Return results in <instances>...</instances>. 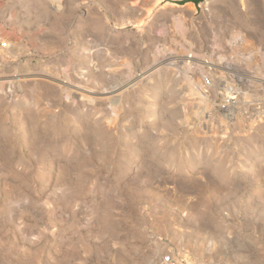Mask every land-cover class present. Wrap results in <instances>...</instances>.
<instances>
[{"label": "rangeland", "instance_id": "374dc122", "mask_svg": "<svg viewBox=\"0 0 264 264\" xmlns=\"http://www.w3.org/2000/svg\"><path fill=\"white\" fill-rule=\"evenodd\" d=\"M0 31V264H264V0H0Z\"/></svg>", "mask_w": 264, "mask_h": 264}, {"label": "built area", "instance_id": "2783aa9c", "mask_svg": "<svg viewBox=\"0 0 264 264\" xmlns=\"http://www.w3.org/2000/svg\"><path fill=\"white\" fill-rule=\"evenodd\" d=\"M0 47L3 49L9 47V42L3 36L1 31H0ZM204 82L205 85L209 87L214 84V79L212 76L206 75L204 77ZM224 90H225V95L223 97L224 113L226 115H231L233 109L237 104L238 91L233 86H228V85L225 86ZM160 264H189V263L185 259H182L179 256H176L174 253L170 252L162 257Z\"/></svg>", "mask_w": 264, "mask_h": 264}, {"label": "water", "instance_id": "95a60500", "mask_svg": "<svg viewBox=\"0 0 264 264\" xmlns=\"http://www.w3.org/2000/svg\"><path fill=\"white\" fill-rule=\"evenodd\" d=\"M193 2H195L197 5L200 4V2H202L203 0H191ZM180 3H184L183 1H180Z\"/></svg>", "mask_w": 264, "mask_h": 264}]
</instances>
